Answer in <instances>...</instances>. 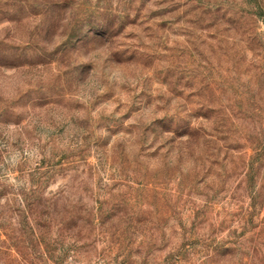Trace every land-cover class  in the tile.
Here are the masks:
<instances>
[{
	"label": "rangeland",
	"instance_id": "rangeland-1",
	"mask_svg": "<svg viewBox=\"0 0 264 264\" xmlns=\"http://www.w3.org/2000/svg\"><path fill=\"white\" fill-rule=\"evenodd\" d=\"M251 138L264 0H0V264H264Z\"/></svg>",
	"mask_w": 264,
	"mask_h": 264
},
{
	"label": "trees",
	"instance_id": "trees-1",
	"mask_svg": "<svg viewBox=\"0 0 264 264\" xmlns=\"http://www.w3.org/2000/svg\"><path fill=\"white\" fill-rule=\"evenodd\" d=\"M178 128H179V126H177L175 129H178ZM257 139L258 140L251 138V142L253 143L251 145H252L254 152H255L254 156L262 155V153L264 151V140L259 139V138H257ZM252 162L254 163L253 159H252Z\"/></svg>",
	"mask_w": 264,
	"mask_h": 264
}]
</instances>
